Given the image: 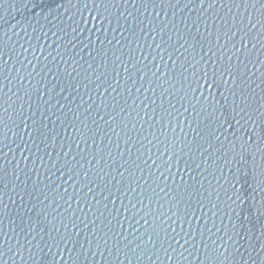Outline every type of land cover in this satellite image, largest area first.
Instances as JSON below:
<instances>
[{
  "label": "water",
  "instance_id": "1",
  "mask_svg": "<svg viewBox=\"0 0 264 264\" xmlns=\"http://www.w3.org/2000/svg\"><path fill=\"white\" fill-rule=\"evenodd\" d=\"M264 5L0 0V264H264Z\"/></svg>",
  "mask_w": 264,
  "mask_h": 264
},
{
  "label": "snow or ice",
  "instance_id": "2",
  "mask_svg": "<svg viewBox=\"0 0 264 264\" xmlns=\"http://www.w3.org/2000/svg\"><path fill=\"white\" fill-rule=\"evenodd\" d=\"M249 2H253V0H249ZM255 2L260 3L261 5H264V0H255ZM261 177L262 179H264V166H262V170H261Z\"/></svg>",
  "mask_w": 264,
  "mask_h": 264
}]
</instances>
